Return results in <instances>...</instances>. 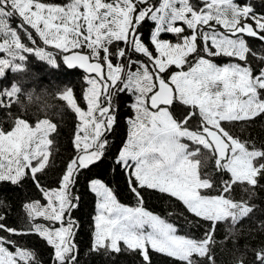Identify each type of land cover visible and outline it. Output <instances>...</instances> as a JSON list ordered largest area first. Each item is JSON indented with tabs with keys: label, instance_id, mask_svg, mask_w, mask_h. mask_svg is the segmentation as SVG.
<instances>
[{
	"label": "snow or ice",
	"instance_id": "6c2138e0",
	"mask_svg": "<svg viewBox=\"0 0 264 264\" xmlns=\"http://www.w3.org/2000/svg\"><path fill=\"white\" fill-rule=\"evenodd\" d=\"M16 16L33 44L25 25L44 45L59 50L66 66L86 73L87 108L78 105L71 88L58 94L77 123L73 154L55 186L42 183L41 175L49 166L56 124L43 119L33 127L16 117L10 130L0 128V182L20 188L30 179L38 196L23 204L20 225H10L0 215V232L7 234L0 235V264H45L40 258L45 251L50 264H79L77 212L89 193L95 197L90 253L107 257L133 252L142 257V264H152L153 253L180 264H202L198 258L215 264L210 248L216 225L230 222L231 232L255 213L253 198L264 190V148L249 146L224 123L264 116V53L254 51L245 39L264 42V10L258 13L252 0H200V5L160 0L158 6L151 0H68L64 5L0 0V53L5 54L0 78L6 69L28 71L24 53L58 66L53 53L21 42L10 24ZM165 33L176 41L162 38ZM221 56L243 63L219 66L211 59ZM21 94L16 82L0 90V107L10 109ZM125 94L133 98L127 139L112 152L108 134L118 123ZM110 153L113 170L126 173L137 207L120 203L105 183ZM212 160L214 171H209ZM237 188L246 199L233 198ZM146 189L174 197L193 217L210 222V229L202 239L178 235L173 224L143 207ZM213 190L216 195L206 194ZM14 237L38 239L28 248ZM254 253V264H264V247Z\"/></svg>",
	"mask_w": 264,
	"mask_h": 264
},
{
	"label": "trees",
	"instance_id": "16d2710c",
	"mask_svg": "<svg viewBox=\"0 0 264 264\" xmlns=\"http://www.w3.org/2000/svg\"><path fill=\"white\" fill-rule=\"evenodd\" d=\"M42 2L64 5L68 3V0H42ZM192 2L200 5V0H192ZM237 2L244 4L247 3V0H237ZM151 3L158 6L160 0H151ZM252 3L256 5L258 13L264 10V3H260V0H252ZM20 23L21 21L17 17H13L10 20L11 26L18 30L21 42L27 47L35 49L40 41L39 36L34 29H31L27 25L24 26L28 28V31L36 41L33 44L28 39L24 29L18 27ZM149 23L151 24L152 22L149 21ZM178 25L184 27L190 33V30H187L186 25H183L182 22H177ZM220 30L223 31V29ZM162 38L172 42L176 41V37L169 33L162 34ZM245 39L254 51L264 53V42L253 37H245ZM50 48L53 47L45 46L44 49L56 56L58 62V66L56 67H51L46 62L41 61L34 53H25V65L28 71L14 73L11 69L5 70V76L0 78V90L10 87L16 82L21 86L22 94L19 97L20 102L14 103L10 109L0 107V128L10 130L16 117L25 118L30 124L43 119H48L56 124L57 130L50 137L54 143L50 146L49 166L46 168L44 174L41 175L42 183L55 186V180L61 174L63 168L66 166V162L73 154L72 139L77 123L75 113L68 107L66 101L58 98V94L66 90V88H71L75 99L80 103L82 102L85 84L83 83L84 74L75 68H66L62 62V55L54 51V48ZM1 57H4V53H0ZM139 58L143 59V57ZM211 59L219 65L239 62L234 58L223 56ZM250 59L253 61V67H256L257 62L254 58L250 57ZM33 73L36 74V78H33ZM28 93H32L31 99L28 98ZM128 96L125 94L121 97L118 123L113 132L108 134L109 142L112 145V152H117L121 142L120 139L124 129L122 115L130 111L128 105H122L124 99L129 98ZM224 123L234 136L242 141H247L249 146L254 144L257 148H264V116L250 122ZM204 151L206 152V150ZM112 160L113 155L110 153L106 161L109 167L103 175L105 183L114 190L119 201L130 207H137V200L127 186L126 173H123L119 169L113 170ZM209 164V171H214V160L209 161ZM206 194L216 195L217 191L213 190ZM29 198H38L30 179L25 180L23 186L20 188L7 182H0V215L6 217L8 224L14 226L20 225L25 219L23 204ZM233 198L237 200L241 198L246 199L247 194L243 192L242 188H237L233 194ZM143 200V207L159 215L162 219L173 223L177 228L178 235L202 239L205 232L210 229V222H203L199 218L193 217L191 213L187 212L184 205L174 197L146 189L143 192ZM94 202V195L89 193L83 197L82 207L77 212L81 225L76 230L77 235L75 237L76 243L79 246V264H142V257L133 252L124 251L107 257L97 256L89 252L92 240V226L89 221L94 214ZM253 203L256 205L255 213L243 219L231 232L229 231L232 229L230 222H220L216 225L213 233L215 243L210 248V253L215 264H239L241 259H243L244 264H254V250L264 247V190L257 192L253 198ZM191 221H196V223H192ZM0 235L7 234L0 232ZM14 239H18L21 246L32 248L38 238L14 237ZM7 247H9L10 251L15 250L11 245H7ZM40 258L45 261V264H50L48 252L45 251ZM198 259L202 260V264H211V261L206 258ZM152 264H180V262L163 254L153 253Z\"/></svg>",
	"mask_w": 264,
	"mask_h": 264
},
{
	"label": "rangeland",
	"instance_id": "374dc122",
	"mask_svg": "<svg viewBox=\"0 0 264 264\" xmlns=\"http://www.w3.org/2000/svg\"><path fill=\"white\" fill-rule=\"evenodd\" d=\"M18 19H20L18 16H16ZM179 26V25H178ZM39 38V37H38ZM39 40H40V38H39ZM41 41V40H40ZM39 41V43L37 44V47H39V46H41V48H45V46L46 45H44L43 44V42L41 41L40 42ZM36 47V48H37ZM50 49H53V48H50ZM54 51H56V52H59V50H56L55 48H54ZM25 54V53H24ZM5 55V54H4ZM1 58H3V57H1ZM38 58V57H37ZM62 62H63V57H62ZM219 65V64H218ZM223 65H225V64H221V65H219V66H223ZM84 77H85V75H84ZM84 77H83V80H84ZM84 84H85V86H84V89L87 87V84H86V82H85V80H84V82H83ZM122 97V96H121ZM129 98H126V100L124 99V101H123V103H122V105H128V107H129V109H130V111L128 112V113H126V114H123L122 116H123V120H122V122H123V127H124V129H123V134H122V137H121V142H120V144H119V146H118V150H119V148L120 147H122L123 146V143L126 141V139H127V134H128V124H127V119H128V117L130 116V115H132V112H131V108H130V105H131V103L133 102V98L129 95L128 96ZM121 99V98H120ZM82 102H80V103H78V105L83 109V110H86V108H87V105H86V102L83 100V94H82V100H81ZM67 102V101H66ZM40 121V120H39ZM38 121H36L35 123H33V124H31L33 127L35 126V124L37 123ZM185 143H189L190 145H191V142L190 141H184ZM118 150H117V152H118ZM119 201V200H118ZM120 203H122L121 201H119ZM122 204H124V203H122ZM125 206H128L127 204H124ZM128 207H130V206H128ZM94 214H95V202H94ZM93 214V215H94ZM153 214H155V213H153ZM155 215H157V214H155ZM168 223H171V222H169V221H167ZM171 224H173V223H171ZM174 225V224H173ZM92 231H93V229H92ZM15 251V250H14Z\"/></svg>",
	"mask_w": 264,
	"mask_h": 264
},
{
	"label": "water",
	"instance_id": "95a60500",
	"mask_svg": "<svg viewBox=\"0 0 264 264\" xmlns=\"http://www.w3.org/2000/svg\"><path fill=\"white\" fill-rule=\"evenodd\" d=\"M64 66L66 67V68H68V69H77L78 71H80V72H82L84 75H86V73H84V71L82 70V69H80V68H78V67H68V66H66L65 64H64Z\"/></svg>",
	"mask_w": 264,
	"mask_h": 264
}]
</instances>
